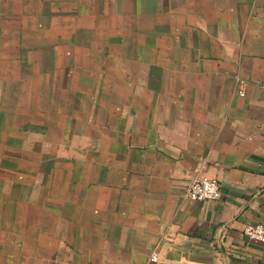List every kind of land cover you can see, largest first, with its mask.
<instances>
[{"label":"crops","instance_id":"obj_1","mask_svg":"<svg viewBox=\"0 0 264 264\" xmlns=\"http://www.w3.org/2000/svg\"><path fill=\"white\" fill-rule=\"evenodd\" d=\"M263 80L264 0H0V264H264Z\"/></svg>","mask_w":264,"mask_h":264},{"label":"built area","instance_id":"obj_2","mask_svg":"<svg viewBox=\"0 0 264 264\" xmlns=\"http://www.w3.org/2000/svg\"><path fill=\"white\" fill-rule=\"evenodd\" d=\"M261 86L264 87V80ZM184 196L198 202L216 200L220 197V184L208 176L195 177L187 182ZM243 234L249 240L264 243V222L247 223L243 228ZM156 256L153 254L152 259L155 260Z\"/></svg>","mask_w":264,"mask_h":264}]
</instances>
